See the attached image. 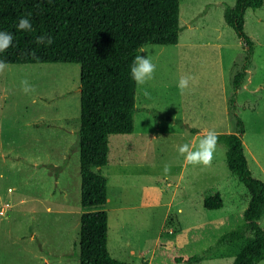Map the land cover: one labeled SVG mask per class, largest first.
Returning <instances> with one entry per match:
<instances>
[{
  "label": "rangeland",
  "instance_id": "rangeland-1",
  "mask_svg": "<svg viewBox=\"0 0 264 264\" xmlns=\"http://www.w3.org/2000/svg\"><path fill=\"white\" fill-rule=\"evenodd\" d=\"M234 2L179 0L177 45L145 47L154 79L136 85L134 132L109 137L101 170L107 251L114 259L172 264L161 250L201 253L243 226L250 197L227 168L225 146L216 144L208 165L191 164L179 152L184 144L196 150L209 131H236L227 102L245 49L222 17ZM244 28L253 54L235 113L244 124L249 169L264 182V5L246 12ZM182 76L194 78L183 91ZM79 87L74 64L0 69V264H79ZM216 193L221 208L205 209L203 200ZM240 247L221 249L201 264H231Z\"/></svg>",
  "mask_w": 264,
  "mask_h": 264
},
{
  "label": "trees",
  "instance_id": "trees-1",
  "mask_svg": "<svg viewBox=\"0 0 264 264\" xmlns=\"http://www.w3.org/2000/svg\"><path fill=\"white\" fill-rule=\"evenodd\" d=\"M264 0H235L224 6L223 21L245 49L243 65L231 79L232 95L227 110L235 132L217 135L225 146L226 165L249 193L243 226L230 231L201 253H180L172 246L161 250L172 264H201L221 249L241 243L231 264L264 261V182L255 179L244 154V124L236 115L235 98L242 87L253 54V43L245 33L244 17ZM28 17L32 31L17 29ZM0 31L13 34L9 48L0 53L8 65L74 64L80 67L78 154L80 206L79 264H129L107 251V180L101 170L108 164L109 137L134 132L136 82L130 68L140 49L174 46L179 41V0H0ZM51 37V44L38 37ZM196 134V129H191ZM207 134H204V137ZM61 167H56L59 171ZM222 206L219 194L206 197L203 207Z\"/></svg>",
  "mask_w": 264,
  "mask_h": 264
},
{
  "label": "clouds",
  "instance_id": "clouds-1",
  "mask_svg": "<svg viewBox=\"0 0 264 264\" xmlns=\"http://www.w3.org/2000/svg\"><path fill=\"white\" fill-rule=\"evenodd\" d=\"M17 29L23 31H32V23L28 17H22L19 19L16 25ZM38 43L51 44V37L40 36L37 38ZM13 41V34L6 31H0V53L9 48ZM141 53L145 55H137L130 68V76L136 82L137 85H145L148 81L154 79V74L156 71V65L153 63L149 50L146 48L140 49ZM4 62L0 61V69L4 68ZM194 78L191 76H182L177 83V87L183 91L189 87L190 80ZM24 86V91L28 92L32 90V86L28 84L27 81L22 82ZM217 144V135L213 131H209L202 139H200L199 144L194 151H189V144H184L179 147V152L181 154H186L185 159L191 164H203L208 165L213 156V152ZM167 171V169H165ZM264 227V224L261 225Z\"/></svg>",
  "mask_w": 264,
  "mask_h": 264
}]
</instances>
